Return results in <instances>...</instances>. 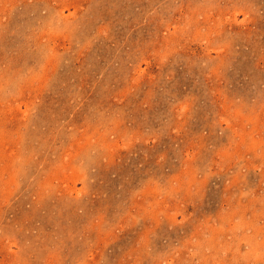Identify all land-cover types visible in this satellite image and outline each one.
I'll use <instances>...</instances> for the list:
<instances>
[{
  "label": "rangeland",
  "instance_id": "374dc122",
  "mask_svg": "<svg viewBox=\"0 0 264 264\" xmlns=\"http://www.w3.org/2000/svg\"><path fill=\"white\" fill-rule=\"evenodd\" d=\"M0 264H264V0H0Z\"/></svg>",
  "mask_w": 264,
  "mask_h": 264
},
{
  "label": "bare ground",
  "instance_id": "6f19581e",
  "mask_svg": "<svg viewBox=\"0 0 264 264\" xmlns=\"http://www.w3.org/2000/svg\"><path fill=\"white\" fill-rule=\"evenodd\" d=\"M213 239V238H212Z\"/></svg>",
  "mask_w": 264,
  "mask_h": 264
}]
</instances>
